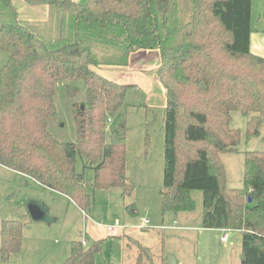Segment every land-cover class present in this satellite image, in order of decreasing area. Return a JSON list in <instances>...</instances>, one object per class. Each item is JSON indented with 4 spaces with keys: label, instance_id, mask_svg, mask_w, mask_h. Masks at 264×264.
Here are the masks:
<instances>
[{
    "label": "trees",
    "instance_id": "1",
    "mask_svg": "<svg viewBox=\"0 0 264 264\" xmlns=\"http://www.w3.org/2000/svg\"><path fill=\"white\" fill-rule=\"evenodd\" d=\"M44 6L45 19L19 18L13 0H0V167L29 177L44 189L90 211L87 192L133 190L126 174V125L107 138V121L120 114L127 86L98 68L124 66L139 49L160 53L158 78L165 92L161 213H191L192 191L202 194L201 228L240 232V264H264V151L244 154L243 187L224 186L220 155L236 150L240 131L232 114L249 116L247 133L264 118V58L250 52L252 0H23ZM264 18V10H263ZM65 81L75 140L52 136L56 83ZM149 137L144 149L148 151ZM93 171L88 181L76 158ZM248 198L251 203H248ZM23 224L4 220L1 249L17 253ZM101 241L89 248L71 242L62 264L97 263ZM136 264L154 263L146 247ZM146 258L148 263L142 261ZM110 264V263H104Z\"/></svg>",
    "mask_w": 264,
    "mask_h": 264
},
{
    "label": "rangeland",
    "instance_id": "2",
    "mask_svg": "<svg viewBox=\"0 0 264 264\" xmlns=\"http://www.w3.org/2000/svg\"><path fill=\"white\" fill-rule=\"evenodd\" d=\"M75 1L80 4L88 2ZM13 2L19 15L22 11H27L36 13L34 18L41 19V10L45 13L44 6H33L37 9L30 10L22 0ZM263 10L260 5L256 9L255 5L252 10L254 22L264 23ZM6 60L7 54L0 50V70ZM66 85L65 81L56 83V116L49 120L48 129L57 140L70 143L75 140L71 105L84 99L85 87L82 82H78L80 90L75 98H70L66 93ZM130 92L133 97L123 103L120 114L115 117L127 128L126 164L127 174L133 184L132 192L123 196L119 188L93 190L88 186L92 207L84 213L65 197L43 190L29 177L0 167V225L4 220H19L23 224L21 247L17 253L3 252L0 243V264H62L69 254L71 242L85 240L86 248H89L96 238L103 239L100 254L96 256L97 263L132 264L135 260L132 253L134 251L130 252L127 244L132 249H135L136 244L126 238L130 236L149 249L153 261L155 256L165 253L182 259L183 264H196L193 252L197 243L195 236L193 238L181 232L160 229L162 219L163 226H170L171 223L168 224L165 217L172 215L169 212L162 214L160 210L159 191L162 186L164 149L162 116L150 112L146 114L144 107L134 108L139 101H143L145 93L141 91V94L133 89ZM248 119L249 116L239 112L232 114L230 126L240 131V141L235 151L220 155L224 167V186L228 189L243 187L244 154L264 151V118L258 129L249 135L246 129ZM109 123L107 121V140L112 141L111 127L115 128L116 121L113 119V124ZM146 131L150 136L147 152L144 149ZM75 171L88 181L93 178V171L84 168V160L80 157L76 158ZM190 194L195 202V210L188 215L189 223L196 226L201 221L202 194L199 191H192ZM34 203L47 211L43 222L34 221L28 215V206ZM89 217L91 222L87 221ZM143 219L149 224L139 230ZM108 226L121 227L126 236L121 237L120 230L116 234L107 232ZM238 241L235 237L230 240L218 264H240ZM142 259L146 262L145 257Z\"/></svg>",
    "mask_w": 264,
    "mask_h": 264
},
{
    "label": "crops",
    "instance_id": "3",
    "mask_svg": "<svg viewBox=\"0 0 264 264\" xmlns=\"http://www.w3.org/2000/svg\"><path fill=\"white\" fill-rule=\"evenodd\" d=\"M13 4H14V2H13ZM24 4L30 10L37 9V8H34L33 6L27 5L25 2H24ZM254 4L256 5V9L259 8V5L261 8L264 9V0H260V3H259V0H252L251 1V28H252V32L250 35L249 49L253 55L264 58V23L259 24L258 21H255V22L253 21L252 10L255 7ZM14 7H16L15 4H14ZM16 11H17V9H16ZM42 12H44V11L41 10V13H40V15L42 17L41 19H45L46 14H47L46 8H45V13H42ZM17 14H18V12H17ZM35 15H36V13H28L27 11L26 12L22 11L21 15L18 14L19 18L38 19V18H34ZM159 66H160V53L158 50H156V49H139V50L132 52L129 55L127 63L124 66L100 67V68H98V72L100 75L107 78L108 80H110L116 84H120V85L128 87L127 91H126L125 98H124V102L126 100H128L129 98H131V96H132V95H130L131 89L136 90V92L139 91L141 94H142L141 91H143L145 93V96H142L143 101L142 102L139 101L136 105H134V108L144 107V112L146 114L149 112L152 114H161L162 123H163V111H164V108L166 106V97H165L164 89H163L161 82H160L158 75H157V70H158ZM113 119H115V121H116V125H115V128H116L120 121H117V117H112V120L110 118L109 124H113ZM111 129H112V131L114 130L113 127H111ZM146 135L149 137V140H150V136L148 135L147 131L145 132L144 136H146ZM144 141H145V139H144ZM125 145H126V143H125ZM126 155H127V147H126ZM126 174H127V164H126ZM127 176H128V174H127ZM33 182H35V181L33 180ZM35 183L38 184L37 182H35ZM38 185L43 190L52 192L50 190L44 189L40 184H38ZM52 193L58 194L55 192H52ZM58 195H60V194H58ZM70 203H72V202H70ZM35 205L39 206L38 204H35ZM40 208L44 211V209L42 207H40ZM46 212L44 211V213H45L44 217H46ZM169 213L172 215H166L165 221H167L168 224H170V223L171 224H170V226H163L164 225L163 224L164 219H162L161 220L162 226L160 227L161 231L163 229H168V230H172L175 232L184 233L186 236H189V237L194 238V236H195V241L197 243L195 245L196 248L193 252H194L196 264H218L219 261H221L223 253H224L225 248H226V245L230 242V240L233 237H235L239 241H241L240 232H237V231H227L226 232L224 230L202 229L200 220L196 226L191 225L189 223V216L188 215L190 213H177V214H173L171 212H169ZM28 215H29V213H28ZM29 217H30V215H29ZM90 219H91L90 217L87 218V221L91 222ZM161 224H159V225H161ZM144 226H146V225H143V223H142L139 230H142L144 228ZM119 230L121 233L119 235L121 237H125L126 235H125L124 229H122V228H119L116 231L109 232V233L116 234ZM132 230H134V229H132ZM135 231H138V230H135ZM186 232L189 234H187ZM225 234L227 235V240H226V242H221V238ZM126 238H128L129 241H133V243L136 244L135 249L130 248L129 245L127 244V249L130 252H132V250L134 251L132 253H133V257H135V260L132 262V264H136L138 257H140L139 253H141L140 250L137 249L138 242L134 240L133 236L126 237ZM188 239H190V238H188ZM102 240L103 239H101V238H96L94 240V242L102 241ZM124 242L126 243V241H124ZM86 246H87V243H86ZM239 256H240V254L238 255V257ZM168 257H171V256H167V254L163 253L159 256H155L153 262L158 263V262L163 261L164 264H169L168 263ZM172 258L174 259V264H183L182 259H178V257H176V256L172 257ZM145 263H148V262L146 261ZM239 263H240V257H239Z\"/></svg>",
    "mask_w": 264,
    "mask_h": 264
},
{
    "label": "water",
    "instance_id": "4",
    "mask_svg": "<svg viewBox=\"0 0 264 264\" xmlns=\"http://www.w3.org/2000/svg\"><path fill=\"white\" fill-rule=\"evenodd\" d=\"M248 203H251V199L248 198ZM28 213L31 217L32 220L34 221H43L45 218V213L44 211L37 205L31 204L28 206ZM168 263L169 264H174V259L172 257L168 258Z\"/></svg>",
    "mask_w": 264,
    "mask_h": 264
},
{
    "label": "built area",
    "instance_id": "5",
    "mask_svg": "<svg viewBox=\"0 0 264 264\" xmlns=\"http://www.w3.org/2000/svg\"><path fill=\"white\" fill-rule=\"evenodd\" d=\"M108 121L110 122V120H108ZM142 223H143V225H148V224H149V222H148L147 220H145V219H143ZM119 228H121V227L108 226V227H106V230H107L108 232H114V231H116V230L119 229ZM226 240H227V235L225 234V235L221 238V242H226ZM81 245H82L83 247H85V246H86V241H85V240H81Z\"/></svg>",
    "mask_w": 264,
    "mask_h": 264
}]
</instances>
